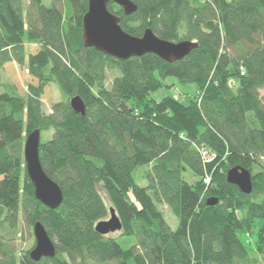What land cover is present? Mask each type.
<instances>
[{"label":"trees","instance_id":"trees-1","mask_svg":"<svg viewBox=\"0 0 264 264\" xmlns=\"http://www.w3.org/2000/svg\"><path fill=\"white\" fill-rule=\"evenodd\" d=\"M49 1L0 0V264H264V0H130V16L107 5L130 36L149 29L196 43L173 63L86 48L88 0ZM12 64L34 81L24 95L3 80ZM167 78L196 86L187 105L151 97ZM50 86L61 100L45 114ZM75 96L84 116L70 109ZM34 130L41 167L63 194L56 210L35 199L25 172ZM234 167L250 173V194L226 182ZM111 208L122 229L101 236L94 226ZM23 222L42 224L53 258H17Z\"/></svg>","mask_w":264,"mask_h":264},{"label":"water","instance_id":"water-1","mask_svg":"<svg viewBox=\"0 0 264 264\" xmlns=\"http://www.w3.org/2000/svg\"><path fill=\"white\" fill-rule=\"evenodd\" d=\"M113 3L122 9L124 16L136 12V6L130 0H88V8L82 19V43L86 48L125 61L132 57L153 54L164 62L180 61L197 47L195 42H169L156 37L151 30L146 29L141 37H133L120 28V18L109 12L107 5ZM70 109L80 116L85 115V106L80 97L75 96L69 101ZM40 132L34 130L26 136L23 144V160L25 172L34 188V197L50 210H56L63 202V194L59 186L44 173L40 160ZM226 182L236 186L238 190L248 195L252 191L250 173L240 167H234L226 172ZM217 203L216 199H208L207 206ZM122 225L114 210L109 209L108 220L100 221L94 230L101 236L119 232ZM34 248L28 256L33 262L42 258H53L55 249L40 222L33 225Z\"/></svg>","mask_w":264,"mask_h":264},{"label":"rangeland","instance_id":"rangeland-1","mask_svg":"<svg viewBox=\"0 0 264 264\" xmlns=\"http://www.w3.org/2000/svg\"><path fill=\"white\" fill-rule=\"evenodd\" d=\"M225 1L230 2L231 0H225ZM42 3L47 7L50 6L49 0H42ZM34 50L35 47L31 45H26L27 53L28 52L33 53ZM3 73H4L3 80L5 82L13 84L20 95L25 94L26 87L28 84L34 83V81L29 77L27 73L26 65H24L23 67H19L15 64L5 66ZM165 85L167 87L160 89L155 93L151 94V97L154 98L155 100H161L166 96H170L179 99L181 103L187 105L197 92V88L195 85L193 84L182 85L174 78H167L165 80ZM262 95L264 94L262 93ZM60 100L61 97L59 95V92L53 86L48 87V89L45 90L42 97L43 112L45 114H50L51 106L55 103H58ZM47 138H48L47 133L41 135V141H44ZM190 176H191L190 174L186 175L189 181H193L192 176L191 177ZM160 209L164 215L165 220L170 225V227L175 228L176 219L172 216L169 208H167L166 206H161ZM108 218L109 216L105 220H108ZM110 236L117 237L118 232L111 234ZM243 242L245 245L246 243H248L247 241H245V239L243 240ZM34 244H35V240L33 236V228L24 222L20 223L16 239L14 240V246L16 248L17 258L23 255L24 253L29 254V252L34 248ZM129 244L130 242L127 243V245Z\"/></svg>","mask_w":264,"mask_h":264},{"label":"built area","instance_id":"built-area-1","mask_svg":"<svg viewBox=\"0 0 264 264\" xmlns=\"http://www.w3.org/2000/svg\"><path fill=\"white\" fill-rule=\"evenodd\" d=\"M202 155H203L205 158H207V157L205 156V153H203ZM204 182H205V183H208V182H209V179L206 178Z\"/></svg>","mask_w":264,"mask_h":264}]
</instances>
